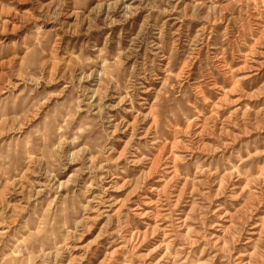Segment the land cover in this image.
<instances>
[{
	"label": "rangeland",
	"instance_id": "374dc122",
	"mask_svg": "<svg viewBox=\"0 0 264 264\" xmlns=\"http://www.w3.org/2000/svg\"><path fill=\"white\" fill-rule=\"evenodd\" d=\"M0 264H264V0H0Z\"/></svg>",
	"mask_w": 264,
	"mask_h": 264
}]
</instances>
